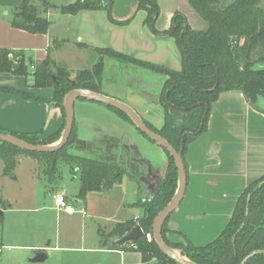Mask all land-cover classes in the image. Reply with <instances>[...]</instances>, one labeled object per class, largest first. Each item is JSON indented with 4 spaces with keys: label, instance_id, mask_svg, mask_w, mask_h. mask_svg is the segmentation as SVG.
<instances>
[{
    "label": "crops",
    "instance_id": "crops-1",
    "mask_svg": "<svg viewBox=\"0 0 264 264\" xmlns=\"http://www.w3.org/2000/svg\"><path fill=\"white\" fill-rule=\"evenodd\" d=\"M22 1L0 0V48L12 50L10 58L13 69H18L24 63L28 68V74L0 72V86L29 92L38 98H27L20 94L0 91V128L3 130L18 133L35 132L44 139L62 128V109L52 100L54 87L34 85L33 73L36 64L49 56L73 73L94 65L99 57L96 48H110L175 70L182 68V53L176 39L166 34H157L150 28L146 23L148 13L144 8H140V0H112L111 14L117 22L110 20L106 9H83L76 14H65L60 7L76 0L69 3H64V0H48L52 6L41 12V15L50 21L46 33H34L12 25V13ZM182 1L158 0L160 13L155 23L158 31L163 32L171 27L176 11L184 13L193 28L204 26L203 20L188 0H185L186 5H183L185 9L179 7L178 4ZM32 2L40 4V0H32ZM108 59L111 58L105 57V64ZM107 65L102 92L111 95L108 89L112 82H108L106 73L123 72L125 76V70L128 69L124 66L120 67L118 63L111 65L108 71ZM129 91L136 95L128 104L144 120L161 128L165 119L162 106L144 95L148 93L146 89ZM87 103L100 105L97 106L99 109L122 121V129L116 126V129L112 130L106 125L98 124L106 134L109 133L105 136L110 138V147L115 145L119 148L125 144L131 151L137 148L134 135L137 137L140 131L136 126L107 105L91 101ZM74 123L77 144L92 143L93 141H86L77 133L75 116ZM159 147L160 164L154 162L148 155L141 156V159L151 167L142 169L148 172L150 183L157 182L151 173L163 178L166 173L168 156L160 145ZM108 154L102 157L110 158L114 155L111 152ZM183 160L187 174L186 189L180 204L166 221L168 226L166 236L172 242L186 243L190 240L195 246H204L223 231L245 188L264 175V95L258 96L253 103L241 90L222 92L212 107L206 130L188 143ZM2 167L3 163L0 161V168ZM142 184L139 182L136 187L137 198L128 205H136L140 198L146 197L147 184H145V194L140 197ZM0 208L5 209V207ZM26 240L23 234L8 236L6 249L8 252L1 264H71L66 257V253L70 251L68 247L64 249L56 245L54 248L61 253H57L51 262L44 263L51 259L48 250L52 248V241L43 244L26 242ZM66 240H69L66 241L67 246L74 245V241ZM37 249L46 250L48 257L45 261L29 260ZM88 249L98 251L96 247ZM108 250L119 256L122 264H126V260L129 264H143L140 252L138 258L130 260L127 252L132 250L111 248Z\"/></svg>",
    "mask_w": 264,
    "mask_h": 264
},
{
    "label": "trees",
    "instance_id": "trees-1",
    "mask_svg": "<svg viewBox=\"0 0 264 264\" xmlns=\"http://www.w3.org/2000/svg\"><path fill=\"white\" fill-rule=\"evenodd\" d=\"M188 1L203 23L210 25L209 30L206 31L203 26L193 28L186 15L176 11L171 27L160 32L155 26L160 13L158 0H140L139 4L140 8L147 11L146 23L155 33L166 34L176 39L182 53L180 70L140 60L110 48H96L99 57L94 65L74 73L57 64L49 56L36 64L33 73L34 85L54 87L52 100L62 109V128L44 139L35 132H8L2 128L0 131L11 133L32 144H49L59 140L65 125L63 105L65 95L75 88L103 93L105 57H109L123 66L130 62L165 76L159 93V103L165 112L164 124L157 128L147 120L144 121L176 150L182 149L184 158L188 143L206 130L212 107L222 92L241 90L253 103L258 96L264 95V67H255L258 62L264 61V0H233L225 6L220 5L222 0ZM111 3L112 0H76L61 6L60 9L65 14H76L83 9H106L110 20L117 22L111 14ZM51 6L48 0H40V4H35L32 0H23L15 7L11 23L23 30L46 33L50 21L42 16L41 12ZM11 53L10 49L0 48V72L27 75L28 68L24 63L18 69H13ZM0 91L38 98L29 92L13 88L0 86ZM108 107L134 125L127 114ZM73 138L74 140L76 138L74 126L66 145L73 142ZM62 149L56 152L28 151L0 141L3 174H13L18 156L22 154L38 161L54 157L53 162L45 168L49 181L53 182L59 171L55 160ZM163 149L167 153L168 164L160 192L152 199L140 198L136 205L144 209L143 215L117 222L110 231V236L114 238L110 243L107 241L106 245L111 249L138 251L141 253L143 263L179 264L160 250L154 237L151 240L147 237L148 233L153 235L155 217L168 204L177 188L178 172L175 160L165 148ZM65 156L67 162L73 165L74 171L80 176L79 202H85L90 192L111 190L116 183L122 181L125 174L135 178L140 184L143 183L139 175L128 168L129 159L126 155L121 159L86 157L75 153H66ZM137 224L144 230V235L136 242L119 243L118 239ZM167 231L166 222L162 230L165 241L173 247L182 248L187 257L199 264H264V175L245 188L231 219L220 235L210 243L195 246L190 240L186 243L172 242L166 236Z\"/></svg>",
    "mask_w": 264,
    "mask_h": 264
},
{
    "label": "rangeland",
    "instance_id": "rangeland-1",
    "mask_svg": "<svg viewBox=\"0 0 264 264\" xmlns=\"http://www.w3.org/2000/svg\"><path fill=\"white\" fill-rule=\"evenodd\" d=\"M70 1L73 0H64V3ZM232 1L222 0L220 5L225 6ZM184 4L185 0L182 3L179 2L178 5L181 9H185ZM113 64L118 63L113 59L106 61L108 71ZM255 67L263 68L264 61L258 62ZM124 68L128 69L125 70V76L123 72L119 74L106 73L108 82H112L108 89L111 94L109 96L131 103L130 101L136 94H132L129 90L141 89L145 91L146 89L148 93L144 92V95L160 104L159 93L163 87L165 76L141 66L135 67L130 62H128V66L124 65ZM87 102L89 100L77 99L74 115L79 136L86 141L93 142L79 145L77 139L73 138V142L66 145L55 160L59 176L57 175L53 182L49 181L45 168L53 162L54 157L38 161L31 156L22 154L18 157L13 174L4 175L3 167L0 168V207H5L3 219L0 222V246L2 248L0 264L8 252L6 250L8 236L13 237L14 234L25 235L26 242L46 244L52 241V248L48 250L51 259L44 263L51 262L57 253H61L54 248L57 245L64 249L68 247L67 249L70 251L66 253V257L71 264H122L119 256L110 253L109 245H100L106 239L108 243L112 241L114 237L110 236V231L118 221H124L143 213L140 206L128 205L137 198L136 187L139 181L133 177L124 176L122 182L116 183L109 191L88 193L86 202L80 204L78 201L81 186L80 176L78 172L74 171L73 165L67 162L65 154L75 153L86 157L100 158L111 152L114 155L110 158L118 159L125 155L135 158L148 155L154 162L159 163L160 147L139 131L137 137L134 135V143L137 148H133L132 151L125 144L119 148L115 145L110 147V138L105 136L109 133L106 134L100 126L98 127V124L106 125L112 130L116 126L122 129V121L99 109L97 106L100 105ZM97 104L102 103L97 102ZM74 135L76 137L75 123ZM109 149L110 151H108ZM132 160L130 158L132 166L137 164ZM137 162L139 170L146 169L141 160ZM145 190V184H142L140 197L145 194ZM59 195L66 196L68 201L75 206L74 213L68 214L58 208L57 197ZM82 208L86 210L85 214L81 212ZM100 230L104 232L101 233ZM66 239L74 241V245L67 246L66 241L69 240ZM91 247L98 248V251H90L88 248ZM127 254L130 260L140 256L139 252L134 250L128 251ZM126 264H129V261L126 260Z\"/></svg>",
    "mask_w": 264,
    "mask_h": 264
},
{
    "label": "water",
    "instance_id": "water-1",
    "mask_svg": "<svg viewBox=\"0 0 264 264\" xmlns=\"http://www.w3.org/2000/svg\"><path fill=\"white\" fill-rule=\"evenodd\" d=\"M204 29L209 30L210 25L208 23H204ZM79 98H84L89 101H94L98 103H102L107 106H111L116 108L129 116L134 125L142 131L145 135H147L150 139L159 144L162 148H165L169 154L174 158L175 164L177 166L178 172V182L176 191L168 202V204L157 214L153 221V237L159 246L160 250L166 254L168 257L176 260L179 264H199L189 257H187L182 248L173 247L169 245L164 237H163V226L166 223L167 219L174 212L177 206L180 204L182 197L184 195L186 189V180L187 174L183 160L182 149L176 150L162 135H160L157 131L150 128L142 118V116L128 103L113 98L104 93L75 88L70 90L64 97L63 105L65 109V125L59 140L49 144H32L26 142L19 137L11 134L0 131V141L10 143L20 149L28 150V151H40V152H56L61 150L69 141L70 136L72 134L73 126H74V110H75V102ZM192 134V133H191ZM166 174V173H165ZM152 177L157 179L153 182L145 181L141 178V180L147 184L146 198L152 199L159 192L164 183V178L160 175H156L151 173ZM165 177V175H164ZM4 215V210L0 208V222H2ZM103 233V230H100ZM144 235V230L142 227L137 224L134 226L131 231L126 233L123 237L118 239L119 243H127V242H136L139 238ZM106 241H104L101 245L104 246ZM257 253V252H255ZM48 254L44 249L34 250L32 256L29 258L31 262H43L47 259ZM143 264H154L143 263Z\"/></svg>",
    "mask_w": 264,
    "mask_h": 264
},
{
    "label": "built area",
    "instance_id": "built-area-1",
    "mask_svg": "<svg viewBox=\"0 0 264 264\" xmlns=\"http://www.w3.org/2000/svg\"><path fill=\"white\" fill-rule=\"evenodd\" d=\"M57 206H58L59 209H63L67 213H74L76 211L75 206L72 205L68 201V199L66 198V196H64V195H59L57 197ZM81 212L85 214L86 213V210L84 208H82L81 209ZM147 237H148L149 240H151L153 236H152L151 233H148L147 234ZM1 250L2 249L0 247V253H1Z\"/></svg>",
    "mask_w": 264,
    "mask_h": 264
},
{
    "label": "flooded vegetation",
    "instance_id": "flooded-vegetation-1",
    "mask_svg": "<svg viewBox=\"0 0 264 264\" xmlns=\"http://www.w3.org/2000/svg\"><path fill=\"white\" fill-rule=\"evenodd\" d=\"M130 158H132L133 160V162H135V163H137L138 164V162L137 161H140L141 160V162L143 163V165L145 166V168H151L144 160H142L141 158H135V157H132V156H129ZM128 157V168H130L133 172H135L136 174H138L139 175V177L140 178H142V179H144L145 181H148L149 182V179H150V177L148 176V172L146 171H141V170H139L138 168H139V164L137 165V164H135V165H133L132 166V164H131V161H130V158ZM143 182V181H142ZM144 183V182H143ZM145 184V183H144Z\"/></svg>",
    "mask_w": 264,
    "mask_h": 264
}]
</instances>
